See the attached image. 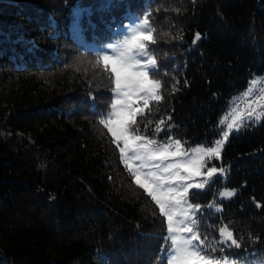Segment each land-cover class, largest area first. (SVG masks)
Returning <instances> with one entry per match:
<instances>
[{
  "label": "trees",
  "instance_id": "16d2710c",
  "mask_svg": "<svg viewBox=\"0 0 264 264\" xmlns=\"http://www.w3.org/2000/svg\"><path fill=\"white\" fill-rule=\"evenodd\" d=\"M129 11L150 24L160 82L135 133L208 146L230 100L264 74V0H0V264H167L165 216L104 122L114 74L70 30L118 38ZM215 164L224 179L190 192L199 234L225 225L226 256L262 261L264 114L229 134ZM222 187L234 195L206 208Z\"/></svg>",
  "mask_w": 264,
  "mask_h": 264
},
{
  "label": "rangeland",
  "instance_id": "374dc122",
  "mask_svg": "<svg viewBox=\"0 0 264 264\" xmlns=\"http://www.w3.org/2000/svg\"><path fill=\"white\" fill-rule=\"evenodd\" d=\"M145 18L139 17L135 12L129 11L127 13V19L125 22L118 24L114 30L113 34H119L118 38L111 37L108 40H96L95 38H87L85 36L84 31H82V27L79 25L72 24L70 26V30L72 31V34L75 38V40L80 43L84 48L92 50L94 53H97L101 56L103 59L104 56H110L112 60L108 61L106 64L110 67L112 70V61L116 60L118 61L120 59L121 54L128 50L129 55H134L137 59L140 60L141 64H144L147 62V57H151L155 62V58L153 57V54L147 49V42L151 40H145L143 41L145 48L143 50L138 49L136 47L135 42L133 41V37L137 36L139 33H145V34H151V27L150 24L147 23L145 25L144 23ZM157 68V64L155 63V67H149L148 72L154 71ZM114 74V73H113ZM115 77V74H114ZM150 78V77H149ZM152 79V78H150ZM264 80V74L262 75H255L249 82L248 89L249 90H257V85H260V81ZM154 80V79H153ZM159 90V89H158ZM157 90V95H158ZM248 90V91H249ZM263 91V90H262ZM113 99L112 104L110 107V110L107 112L104 122L108 129L109 134L112 136L115 143L118 145L120 154H121V161L125 168L128 170V172L131 174L133 180L135 183H137V177H139L141 183H137L140 185L153 199V201L157 204L159 207L161 213L162 212L159 203H157V200L153 198L152 188L159 185V187L156 188V195H162L163 192H167L169 188H174L176 186V182L174 180V176L176 172H179L181 176L187 177L188 173L184 172L182 167H172L169 168V165L178 166V165H187L189 161H192L194 159H197L199 157L196 149L203 148L207 149L208 147H215V143L218 140H223L224 136L223 133L225 131H228L227 125L228 123L233 121V118L236 117L238 114L240 115V119L244 121L243 126L249 124V123H255L257 120H255V115H263L264 114V93L260 97H257L258 99L251 98L245 103H242L244 101L241 98H237V100L241 101V107H236L237 105L234 104V100H231V107L230 112L222 118L221 121V134L220 137L215 140L213 144H210L208 146L204 145H197L188 149H185L180 144L178 155H173V153L177 152V146H176V138H170L164 141L158 140V139H152L148 136L141 135L138 133H135L130 130V126L128 127L127 134L130 137H142L143 140H135V141H129V147H125L124 139L119 136L115 135L112 131L113 128L118 127L116 124L117 120V113L126 111V108L122 104H117L116 108H113V104L117 101H121L123 99L122 94L118 93L115 90V83L113 88ZM247 94V93H246ZM240 96L243 95L241 92L239 94ZM255 95H253L254 97ZM246 98V97H244ZM155 99H150L148 102V105L150 102L154 101ZM236 100V101H237ZM254 100L256 102H254ZM258 102V103H257ZM147 105V106H148ZM146 106V107H147ZM134 108H139L141 111L137 112L136 117L138 115H142L146 109L145 105L143 104L142 100H139L136 104L133 105ZM247 107V111L245 108ZM255 110L252 119H248V113L252 110ZM233 110V111H232ZM246 111V113H244ZM232 112V113H231ZM244 113V114H243ZM135 117V118H136ZM242 126V127H243ZM241 127V128H242ZM231 132H237V130H232ZM230 132V133H231ZM148 140H154L156 142V146H167L168 148V155L166 158L158 159L155 156H153L150 159H144V158H138V153L141 152L142 146L145 144ZM226 142V141H225ZM224 142V143H225ZM224 145V144H223ZM222 145V146H223ZM158 155V154H157ZM204 159V167L201 168V174L193 176L188 179H184L181 181L184 184H199L204 183L205 187L203 189L198 188H190L189 193L187 196L188 204H191L193 206L198 205V209H188L187 204L183 205L182 208L176 209L177 215L174 217V222L178 224L179 227L185 228L191 227L193 232L197 234L199 237L197 240L193 241L195 247H189L190 251H198L199 257H193L185 262L183 264H205V261L208 262V264H264V260L262 261H253L248 262L244 260L236 261L228 256L223 252L224 247H229L232 244L231 241L227 240L223 236L224 231H230L225 225L220 226L218 229V237L216 239H210L208 238H202L199 234V226L197 222V215L202 211V206L192 202L190 199V192L191 191H202L205 190L208 185L218 176H221L223 179L225 177V170L223 172H220L219 170L222 168L221 166H218L215 164V161H218L219 159L213 157L209 159L207 156L203 157ZM210 167H216L218 169L217 173L214 174L212 177L207 176V170ZM143 184L149 185V187L142 186ZM224 191H231L234 193L233 189L222 187L217 195L206 205V208L212 209L214 211H219L220 201L229 199L230 197H221L220 193ZM184 210H187L188 212V218H185L182 214ZM165 216L166 223H167V229H168V219L167 216ZM183 220V224H179V221ZM195 221L193 224L192 221ZM231 232V231H230ZM174 236H178L180 239H190L192 236V233L187 232L186 230L181 231L179 233H173L169 234L168 230L166 232L165 239L168 243V249L165 252V258L167 264H169V261H171V264H180L179 261H173L172 257L176 255L175 247L172 245L171 241ZM219 247L220 254L214 253L213 251L215 248ZM200 257H203V259H200Z\"/></svg>",
  "mask_w": 264,
  "mask_h": 264
},
{
  "label": "snow or ice",
  "instance_id": "6c2138e0",
  "mask_svg": "<svg viewBox=\"0 0 264 264\" xmlns=\"http://www.w3.org/2000/svg\"><path fill=\"white\" fill-rule=\"evenodd\" d=\"M145 25L148 23L147 19L144 21ZM151 34L139 33L137 36L133 37V41L136 44L138 49L143 50L145 45L143 41L151 40ZM200 37L197 36L196 39L198 40ZM103 60L107 63L108 61L112 60L110 56H104ZM155 61L151 57H147V62L141 64L140 60L137 59L134 55H129L128 50H125L118 61H112V72L115 74V90L122 94L123 99L121 101H117L113 104V108L117 107V104H122L126 111L117 113V120L116 124L118 127L113 128L112 131L115 135H119L124 139L125 147L128 148L129 141L135 140H143L142 137H130L127 134L128 127L131 124L135 123V117L137 112L141 111L139 108H134L133 105L136 104L139 100L143 101L145 107L148 105L150 99L159 100L160 97L157 95V90L160 87V82L157 80H153L149 78L148 68L155 67ZM255 110L253 109L248 113V119H252ZM260 116L255 115V120H259ZM220 123H223L221 121ZM244 121L240 119V115L238 114L236 117L233 118V121L228 123L227 128L228 131L223 133L224 139L218 140L215 143V147H208L207 149L199 148L196 149L199 157L192 161H189L187 165H178L173 166L169 165V168L172 167H182L184 172L188 173L187 177H183L180 175L179 172L175 173L174 180L176 182V186L174 188H169L167 192H163L162 195H156V188L159 185L152 188L153 198L157 200L159 203L160 208L164 215L167 216L168 219V233H179L181 231L186 230L189 233H192L190 239H180L178 236H174L172 238V245L175 247L176 255L172 257L173 261H179L180 264L183 262L193 258L199 257L198 251H190L189 247H195L193 241L197 240L199 237L196 233L193 232L191 227L185 226V228H181L178 226L177 223L174 222V217L177 215L176 209L182 208L183 205L187 204L188 209H198L199 206H193L188 204L187 196L189 193L190 188H198L203 189L205 187L204 183L199 184H184L181 181L184 179L191 178L196 175L201 174V168L204 167V156H207L209 159L215 157L217 159L220 158L221 155V148L224 142L228 139L229 134L232 130H237L243 126ZM157 133L161 131V127L158 124L156 127ZM177 152L173 153V155L180 154V142L179 140L176 141ZM158 154V155H157ZM168 148L167 146H156V142L154 140H148L142 146L141 152H139L138 158L150 159L155 156L158 159L166 158L168 155ZM218 169L216 167H210L207 170V176L212 177L216 174ZM223 172V168L219 170ZM137 183H141L139 177H137ZM144 187H149L147 184H143ZM234 193L231 191H224L220 193L221 197H231ZM185 218H188L187 210H184L183 213ZM184 221H179V224H183ZM192 223L194 224L195 221L193 220ZM223 236L232 242L233 245H236V240L233 239V233L230 231H224ZM238 246V245H237ZM203 259V257H200ZM171 264V261H169ZM205 264H208L205 261Z\"/></svg>",
  "mask_w": 264,
  "mask_h": 264
},
{
  "label": "built area",
  "instance_id": "2783aa9c",
  "mask_svg": "<svg viewBox=\"0 0 264 264\" xmlns=\"http://www.w3.org/2000/svg\"><path fill=\"white\" fill-rule=\"evenodd\" d=\"M247 93L250 94V92H247ZM263 93H264V80L262 79L260 81V85H259L258 91L253 94V95H255L254 97L252 95V98L256 99L257 97L261 96ZM246 101H248V100H246ZM246 101H243V103L246 102ZM239 102H241V101L237 100V103H239Z\"/></svg>",
  "mask_w": 264,
  "mask_h": 264
}]
</instances>
